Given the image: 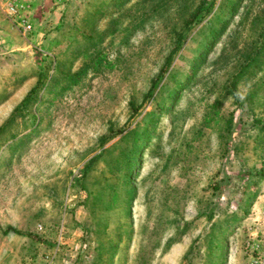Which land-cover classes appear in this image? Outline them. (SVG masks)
Segmentation results:
<instances>
[{"label": "rangeland", "instance_id": "rangeland-1", "mask_svg": "<svg viewBox=\"0 0 264 264\" xmlns=\"http://www.w3.org/2000/svg\"><path fill=\"white\" fill-rule=\"evenodd\" d=\"M0 264H264V0H0Z\"/></svg>", "mask_w": 264, "mask_h": 264}]
</instances>
